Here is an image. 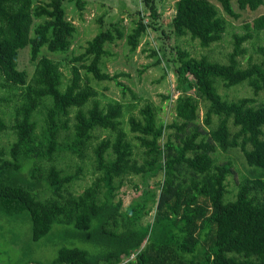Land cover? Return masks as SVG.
<instances>
[{
	"label": "trees",
	"instance_id": "obj_1",
	"mask_svg": "<svg viewBox=\"0 0 264 264\" xmlns=\"http://www.w3.org/2000/svg\"><path fill=\"white\" fill-rule=\"evenodd\" d=\"M213 1L235 19L240 14L234 2L241 10L264 7V0H179L173 19L176 35H189L204 49L221 42L228 22ZM144 3L157 18L154 0ZM35 20L43 23L34 27ZM148 27L139 22L127 36L132 53ZM245 31L234 36L227 64L194 58L178 48L176 119L159 122L156 108L147 103L139 116H130L127 130L125 105L115 100L102 105L93 85L116 79L102 66L111 55L106 46L123 39V33L108 30L89 41L84 54L73 59L81 67L72 66L66 82L59 63L39 59L44 47L61 53L72 46L76 27L66 19L63 0L38 6L33 0H0V78L22 88L13 125L0 116V133L15 136L8 150H0V212L27 213L35 241L64 224L96 247L93 253L63 247L53 262L38 264H264V104L256 105L264 93V46L256 49L260 62L243 68L239 61L246 52L244 43L264 32V15L246 24ZM28 46L32 61H38L30 81L18 69L19 51ZM218 80L227 89L247 83L253 97L229 101L218 92ZM63 137L68 145L60 143ZM235 148L260 174L244 177L235 199L226 202L232 165L218 164L215 155ZM89 150L96 179L76 195L72 187L83 168L67 173L57 165L58 155L66 151L83 161L90 158ZM27 167L28 177L23 174ZM161 175L160 194L146 191L126 209L121 200L116 202L128 178L137 176L147 184ZM45 188L48 197L41 193ZM152 209L153 222L144 225Z\"/></svg>",
	"mask_w": 264,
	"mask_h": 264
},
{
	"label": "rangeland",
	"instance_id": "obj_2",
	"mask_svg": "<svg viewBox=\"0 0 264 264\" xmlns=\"http://www.w3.org/2000/svg\"><path fill=\"white\" fill-rule=\"evenodd\" d=\"M178 1L154 0L158 11V17L154 18L144 0H63L66 19L76 27L72 46L68 51L61 53H52L47 47H44L39 59L47 57L59 63L67 82L72 77V66L81 67V62H74L73 59L84 54L89 41L99 33L108 30L116 34V29H118L124 37L106 46L111 55L104 59L102 66L104 73L116 77V79L93 82L99 95L98 100L102 105H106L112 100L125 105L123 120L127 130L130 116H139L140 109L147 103L153 104L156 108L159 122L171 124L176 119L175 101L178 97L175 89L178 66L176 50L180 48L189 51L194 58L207 56L214 62L227 64L229 54L234 49V36L246 34L245 25L253 23L255 19L264 15V7L256 11L241 10L237 2H234V9L236 13L240 14V17L235 19L228 16L221 6L213 1L227 20L228 26L221 42L204 49L198 41L192 40L189 35L183 37L176 35L173 19L176 15ZM48 2L50 0H33L34 6ZM139 22H143L149 27L141 38L137 51L132 53L127 44V36ZM40 23H43V20H35L34 27ZM33 35L32 32V37ZM259 46H264V32L254 33V38L244 43L243 48L246 52L239 57L243 68L248 67L250 63L260 62V57L256 52ZM37 62H33L31 59V46L19 51L18 69L27 74L28 81L35 73ZM81 73L84 74L85 71L81 70ZM5 85L7 87H4ZM216 86L218 92L229 101L253 97V91L247 83L227 89L223 86L222 81L218 80ZM123 89H127L126 94H123ZM21 92L22 88H12L3 78H0V116L10 127L14 123V109L19 101L16 100V97ZM189 94L197 96L195 90L189 91ZM169 96L170 99H168ZM200 101L203 102V100ZM256 101V105L264 104L263 92ZM130 106H135V108L130 109ZM205 109V105L200 108L201 124H203ZM42 117L43 112L39 111L37 114L39 134L43 127ZM231 127L233 126L231 125ZM104 135L101 134L100 138L105 137ZM14 140L15 136L11 131L0 133V150H8ZM60 143L68 145L65 137L60 139ZM135 147L137 148V144ZM87 154L90 158L83 161L66 151L58 155L57 165L67 173H74L78 167L83 168L81 179L72 187V191L76 195L82 194L96 179V174L91 166L93 153L89 150ZM215 157L218 164L232 165V174L227 179L229 194L226 196V202L235 199L238 184L244 177L254 178L255 174H260L258 173L260 170L248 166L240 149L218 150ZM28 169L30 168L27 167L23 172L26 177H28ZM163 180L164 177L161 175L144 184L140 177H130L125 180L115 200L116 202L121 200L123 208L126 209L135 200H142L146 191L151 190L160 194ZM41 193L43 196H49L46 188L41 190ZM153 207V203H150V208ZM154 212L153 210L144 218V225L153 222ZM63 247L79 248L91 253L95 251V246L93 247L90 242L83 240L80 233L78 236L73 226L56 224L47 236L35 241L32 238V223L27 213L9 216L0 212V264L51 263L57 258L59 250Z\"/></svg>",
	"mask_w": 264,
	"mask_h": 264
}]
</instances>
